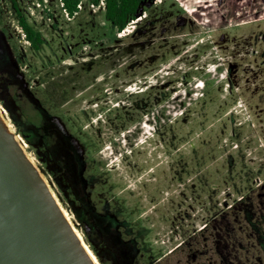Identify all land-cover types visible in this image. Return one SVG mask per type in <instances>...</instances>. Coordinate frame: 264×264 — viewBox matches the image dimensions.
I'll list each match as a JSON object with an SVG mask.
<instances>
[{"label": "rangeland", "instance_id": "rangeland-1", "mask_svg": "<svg viewBox=\"0 0 264 264\" xmlns=\"http://www.w3.org/2000/svg\"><path fill=\"white\" fill-rule=\"evenodd\" d=\"M17 4L45 43L0 0V107L68 134L66 176L17 135L98 264H190L205 225L195 264H264V0H145L120 33L103 0Z\"/></svg>", "mask_w": 264, "mask_h": 264}, {"label": "water", "instance_id": "water-1", "mask_svg": "<svg viewBox=\"0 0 264 264\" xmlns=\"http://www.w3.org/2000/svg\"><path fill=\"white\" fill-rule=\"evenodd\" d=\"M0 264H91L1 122Z\"/></svg>", "mask_w": 264, "mask_h": 264}, {"label": "trees", "instance_id": "trees-1", "mask_svg": "<svg viewBox=\"0 0 264 264\" xmlns=\"http://www.w3.org/2000/svg\"><path fill=\"white\" fill-rule=\"evenodd\" d=\"M12 3V11L14 13V17L17 21V24L20 26L21 30L24 33V37L29 42L30 47L33 51H38L45 43V39L41 35L40 32L33 29V27L27 22L26 18L23 15V12L18 8V5L16 3V0H10ZM104 1V14L103 17L105 19L106 24L111 28L116 30L117 32H123L125 29H127V26L130 22H134L137 18H140L142 13L146 11L145 6V0H103ZM89 2L93 6H97L99 3V0H89ZM80 4V0H61V5L63 10L66 12L68 17L72 18L76 13L79 12L78 6ZM44 113L40 108L39 111L36 112L37 115L40 118V121L44 124H38V129H34L33 132L30 133L32 128H29V130L24 129L20 130L16 121L13 120V124L17 128V134H19L21 137L25 139V141L32 146H36L32 136H35L36 138H42L43 136L52 138L55 134V130L51 128H47L45 124H47L43 120ZM31 121H27L29 124ZM30 125V124H29ZM32 127V125H30ZM48 126V125H47ZM47 129H46V128ZM51 131V132H49ZM47 138V139H48ZM49 140V139H48ZM44 141L45 147H43L42 152H46L49 156V161L56 166V169H61V174L67 175L72 174L73 171L76 169L75 167H79L78 163L76 165V162L73 161L71 158H73L74 153H72L71 148H67L65 143L58 144L60 147L55 148L54 146L49 144V141ZM63 144V145H62ZM38 152V158H40V151L37 149ZM56 154L58 155L56 157ZM83 164V163H82ZM51 171V170H50ZM76 171V170H75ZM58 172L54 170L52 173L54 177H56ZM63 178V177H62ZM68 192H70L68 190ZM70 195H73L76 199V195L72 192H70ZM240 199L239 201H241ZM139 227V225H138ZM207 225H205L200 231H203ZM84 232L88 234L86 228H84ZM197 232V233H198ZM194 233L187 241H183L181 244H179L176 248L171 250L169 254L176 253V252H185L187 254V260L190 264H195V260L199 256V254H202V249L200 248L201 245L197 243V238L203 234L202 233ZM146 234V228L139 227L137 238H141ZM259 245L264 248V242H260ZM92 250L96 253L97 251L95 248H92ZM167 257V255L165 256ZM164 258H157L155 260H152L150 264H163ZM193 262V263H192ZM103 264V263H102Z\"/></svg>", "mask_w": 264, "mask_h": 264}, {"label": "bare ground", "instance_id": "bare-ground-1", "mask_svg": "<svg viewBox=\"0 0 264 264\" xmlns=\"http://www.w3.org/2000/svg\"><path fill=\"white\" fill-rule=\"evenodd\" d=\"M0 122L6 128L7 133L12 137L15 145L19 149L20 153L24 156L25 160L29 163L31 168L36 172V170L38 168H37L36 163L34 161L35 159H33V157L31 155H29V153L26 152V150H25L26 145L22 142L23 140L21 141V138L19 137V135H17L16 132L13 131V128H12V125L10 124V121L6 117L5 113L2 111L1 107H0ZM36 173H37L40 181L42 182L43 186L45 187L46 191L54 200V203H55L56 207L59 209L62 216L64 217V220L68 223V225L72 229V232H73L76 240L81 244L83 251L85 252V254L88 256V258L90 260V263L91 264H98L95 256L92 254V252L90 251L88 246L84 243L81 234L73 226L69 215L67 214L65 209L61 206V204L58 201L57 197L55 196L54 192L50 188L47 178L44 176V174L42 172L41 173L36 172Z\"/></svg>", "mask_w": 264, "mask_h": 264}, {"label": "flooded vegetation", "instance_id": "flooded-vegetation-1", "mask_svg": "<svg viewBox=\"0 0 264 264\" xmlns=\"http://www.w3.org/2000/svg\"><path fill=\"white\" fill-rule=\"evenodd\" d=\"M7 2H8V4H10V10H11V13L14 15V13H13V11H12V3H11V1L10 0H7ZM16 3H17V0H16ZM18 5V4H17ZM18 8H19V6H18ZM20 9V8H19ZM120 33V32H119ZM30 46V45H29ZM88 60H84V64H87L88 62H87ZM68 67H72V66H68ZM30 93V92H29ZM38 107H36L35 109L37 110V112L39 111V108L44 112V113H42V114H44L43 115V120L46 122L47 120H48V118H49V114H47V111L43 108V106H41L40 104H38L37 105ZM10 117H11V115H10ZM39 121H40V118H39ZM38 121V122H39ZM55 121V120H54ZM47 123V122H46ZM39 124V123H38ZM38 124H36V125H32L33 126V130L35 129H38ZM42 124H44L43 122H42ZM59 127V126H58ZM30 128V127H29ZM32 128V127H31ZM56 128V127H55ZM20 129V128H19ZM22 130H24V128H22ZM27 130H29V129H27ZM33 130H31L30 131V133L31 132H33ZM57 130H60V129H56L55 130V132H54V136L52 137V138H48V137H42V138H37V140H36V144H42V142L44 143V141H47L48 139H49V141H50V145H52V144H55V145H58V144H61V143H64V140L62 139V136L65 138H67L68 139V134H66V133H64L63 131H61V132H59V131H57ZM17 134V133H16ZM48 138V139H47ZM65 138V139H66ZM25 140V139H24ZM37 141L39 142V143H37ZM32 146V145H31ZM53 146V145H52Z\"/></svg>", "mask_w": 264, "mask_h": 264}, {"label": "built area", "instance_id": "built-area-1", "mask_svg": "<svg viewBox=\"0 0 264 264\" xmlns=\"http://www.w3.org/2000/svg\"><path fill=\"white\" fill-rule=\"evenodd\" d=\"M81 1L82 0H80V4H79V6H78V10H81ZM86 1H88V0H86ZM91 7H93V5L91 4ZM104 7V6H103Z\"/></svg>", "mask_w": 264, "mask_h": 264}]
</instances>
